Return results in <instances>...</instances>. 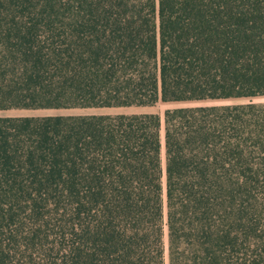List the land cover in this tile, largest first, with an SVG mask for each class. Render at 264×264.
Instances as JSON below:
<instances>
[{"label":"trees","instance_id":"obj_1","mask_svg":"<svg viewBox=\"0 0 264 264\" xmlns=\"http://www.w3.org/2000/svg\"><path fill=\"white\" fill-rule=\"evenodd\" d=\"M264 0H0V264H264ZM163 150V164L160 151Z\"/></svg>","mask_w":264,"mask_h":264},{"label":"rangeland","instance_id":"obj_2","mask_svg":"<svg viewBox=\"0 0 264 264\" xmlns=\"http://www.w3.org/2000/svg\"><path fill=\"white\" fill-rule=\"evenodd\" d=\"M241 101H216V102H204V103H156L152 107L148 108H107V109H69V110H9L5 112H0V117H41V116H51V115H100V114H138V113H150L158 115L160 119V138L162 139V116L163 112L166 110H171L181 107H195L203 105H230V104H240ZM254 103H263V98L253 99ZM160 159L163 164V150L160 151ZM164 262L166 264V240L164 237Z\"/></svg>","mask_w":264,"mask_h":264}]
</instances>
